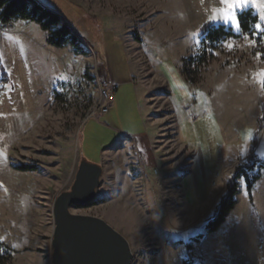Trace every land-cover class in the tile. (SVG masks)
Here are the masks:
<instances>
[{
	"label": "rangeland",
	"instance_id": "374dc122",
	"mask_svg": "<svg viewBox=\"0 0 264 264\" xmlns=\"http://www.w3.org/2000/svg\"><path fill=\"white\" fill-rule=\"evenodd\" d=\"M37 1L50 4L84 43L79 53L70 45L57 49L46 45L47 33L34 23L0 24V264H51L53 202L69 190L82 159L100 165L102 176L95 204L71 212L99 217L123 234L131 264H264V171L257 165L249 173L253 178L260 172L251 199L239 180L234 210L216 231L205 230L228 178L247 164L253 115H261V106L249 108L248 100L261 92L264 39H229L210 50L198 35L204 24L240 34L237 14L252 9L260 25L264 9L248 0L225 18V0ZM18 30L33 45L14 34ZM123 39L153 128L150 168L132 145L117 156L102 153L115 131L103 125L109 112L86 119L84 81L95 70L105 76L103 65L113 79L128 72L121 63ZM125 115L129 132L141 131L134 109ZM260 133L255 155L264 162ZM225 152V167L209 169ZM202 163L204 190L212 196L196 214L184 207L180 188L183 179L185 185L195 178L204 184Z\"/></svg>",
	"mask_w": 264,
	"mask_h": 264
},
{
	"label": "trees",
	"instance_id": "16d2710c",
	"mask_svg": "<svg viewBox=\"0 0 264 264\" xmlns=\"http://www.w3.org/2000/svg\"><path fill=\"white\" fill-rule=\"evenodd\" d=\"M15 21H26L36 24L41 31L47 33L45 40L46 44L50 47L61 49L66 45H70L76 53L82 51L81 43L83 40L77 38L76 33H72L71 27L66 24L63 19L53 10L46 8L40 4L37 0H0V24L9 25ZM237 22L240 30V34H235L230 28H226L223 25H210L204 24L198 32L199 37L202 39L200 44L204 42L208 43V49L215 50L218 45L229 39H240L241 36H247L251 40L254 39V35H257L258 44L261 39H264V32H257L255 26L258 24V16L253 13L252 9L241 11L237 14ZM264 41V40H263ZM201 50H198V54ZM196 57V56H193ZM212 56L209 55L208 59ZM192 61V57L189 59ZM207 59L204 58L202 63L206 64ZM183 73L186 74L185 67ZM190 83H196V79H189ZM264 90V84H263ZM264 128V102L261 105V115L256 121V130L254 137L249 145L247 158V164L237 165L228 178L226 183L225 193L220 197L216 204L211 217L206 221L205 230L209 233L216 231L227 219L229 213L236 206V196L239 193V180H243L246 186V190L249 194V200L251 199V191L255 182L260 177V172L253 178L249 177V173L258 166L259 170L264 171V162L256 158L255 149L258 145V134ZM21 172L35 171L36 168L30 166H16L15 168ZM95 202H92L89 206H93ZM202 238V235H198L194 241H198ZM185 250H190V245H185ZM183 264H192L187 259L182 261Z\"/></svg>",
	"mask_w": 264,
	"mask_h": 264
},
{
	"label": "water",
	"instance_id": "95a60500",
	"mask_svg": "<svg viewBox=\"0 0 264 264\" xmlns=\"http://www.w3.org/2000/svg\"><path fill=\"white\" fill-rule=\"evenodd\" d=\"M101 176L100 165L82 159L69 190L55 198L51 264H131L133 254L122 234L99 217L71 212L94 202Z\"/></svg>",
	"mask_w": 264,
	"mask_h": 264
},
{
	"label": "crops",
	"instance_id": "0c3cea01",
	"mask_svg": "<svg viewBox=\"0 0 264 264\" xmlns=\"http://www.w3.org/2000/svg\"><path fill=\"white\" fill-rule=\"evenodd\" d=\"M44 6L48 9L51 8L50 4L44 5ZM50 10H52V9H50ZM14 34H18V35H22V36L26 37L25 30L15 31ZM244 37H246V36H241L240 39H243ZM1 38H2V36L0 37V44H1ZM22 40L24 42H28L31 45H33V43H34V39H30L28 36L26 37V39H22ZM125 44H127V42H125L123 39V48L122 49H124V50L121 49V51H122L124 60L123 61L121 60V63L122 62L125 64L127 63V66H128V68H127L128 72L127 73L128 74L126 73V75L124 77H118V78L113 79L110 76L106 65H103L104 70H105V76H107L109 81L113 82L115 84V86L117 85V90H116V93L113 97L109 113L107 114L108 116L105 115L102 117L104 119L103 125L105 126V129L108 130V128H110V129L112 128L116 132L110 130V135L113 136V139L110 136V138L112 140L111 146L103 149L102 153L104 152V153H106V155H109V156H112V155L117 156L118 154L121 153V151H118V150H120L121 147H126L127 145H130V146L132 145L134 147V149L136 150L137 154L140 155L144 161H146L147 166L150 168L152 165H155V160L153 158V152L154 151L152 149V143H153V139H154L153 128H152V125L145 118L146 110H145L144 105L141 101V90L135 82L134 74H133V71L131 69V64H130L129 58L126 54ZM120 56H122L121 53H120ZM263 59H264V57H263ZM49 71H50V69H49ZM8 75L10 76L9 73H8ZM262 79H264V77ZM262 79H261V81H262ZM11 83H13L12 80H11ZM165 83L167 84L166 81H165ZM187 84L192 85L189 83H187ZM263 84L264 83H261V92H260L258 98H256V99L252 98V97L249 98V100H248L249 108L251 107L250 106L251 104H252V106L255 105L256 108H259L261 106V104L263 103V101H264ZM12 86H13V90L15 91V87L13 84L11 85V88H12ZM167 86H168V84H167ZM192 86H195V85H192ZM250 87H252V86H250ZM169 90H170V88H169ZM38 91H39L38 93L41 94V89L38 88ZM170 92H171V90H170ZM193 102H194V104L198 103L196 100H193ZM130 109H134L135 114L138 116L139 122L142 123L141 131H139L135 134H131L129 132V130H130L129 127L132 128L133 126L131 125L130 121L127 120L126 115H125L126 113H128L130 111ZM114 110H115L117 116L113 117L112 114L114 113ZM258 117H259V113H254L252 121L254 122L255 120H257ZM117 118H118V121H117ZM98 125L100 126L101 124L98 123ZM101 127H103V126H101ZM118 128H121L120 132H117L116 129H118ZM262 134H264V129L260 133L259 138H260V136H262ZM180 142L185 147L193 150V148L186 145L181 140H180ZM227 158L228 157H227V154L225 152L224 155L221 156L217 160L216 164H213V165L209 166L208 168L209 169L216 168V167L217 168L218 167L224 168L226 163L229 162L227 160ZM100 160H101V155H100ZM201 172L204 174V177H205V179L203 180L204 184H202V182H198L195 178L194 183H193L194 185L193 184H188V185L186 184L185 185V181L183 179V181L181 182V188H180L181 193L183 195L184 207L189 208V210H191V211L194 210L196 214L204 209L205 205L208 204L209 198L212 196L211 195L212 192H210V190L209 191L204 190L206 185H207L206 184L207 181H206V175H205L206 171H205V168L203 167V163H202ZM191 173H192V168H191V172L189 174H191ZM186 187H187V189H186ZM187 195H188L189 202L186 200Z\"/></svg>",
	"mask_w": 264,
	"mask_h": 264
},
{
	"label": "built area",
	"instance_id": "2783aa9c",
	"mask_svg": "<svg viewBox=\"0 0 264 264\" xmlns=\"http://www.w3.org/2000/svg\"><path fill=\"white\" fill-rule=\"evenodd\" d=\"M0 31L2 32L1 29ZM82 85L86 103L89 104L86 119L107 114L117 90L116 86L106 76L100 75L96 70Z\"/></svg>",
	"mask_w": 264,
	"mask_h": 264
},
{
	"label": "snow or ice",
	"instance_id": "6c2138e0",
	"mask_svg": "<svg viewBox=\"0 0 264 264\" xmlns=\"http://www.w3.org/2000/svg\"><path fill=\"white\" fill-rule=\"evenodd\" d=\"M248 0H225L226 7L223 10V16L225 18H228L230 14L234 13L235 10L241 6L242 4L247 3ZM252 3L257 4L259 7L264 9V0H251ZM264 18V16H262ZM257 27L261 30L264 31V24L257 25ZM262 77H264V73L261 74ZM63 79V77H61ZM261 83H264V79H262Z\"/></svg>",
	"mask_w": 264,
	"mask_h": 264
},
{
	"label": "bare ground",
	"instance_id": "6f19581e",
	"mask_svg": "<svg viewBox=\"0 0 264 264\" xmlns=\"http://www.w3.org/2000/svg\"><path fill=\"white\" fill-rule=\"evenodd\" d=\"M2 33V32H1Z\"/></svg>",
	"mask_w": 264,
	"mask_h": 264
}]
</instances>
